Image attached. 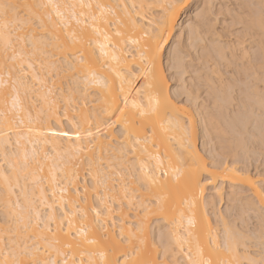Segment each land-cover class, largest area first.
I'll return each mask as SVG.
<instances>
[{"label":"bare ground","instance_id":"6f19581e","mask_svg":"<svg viewBox=\"0 0 264 264\" xmlns=\"http://www.w3.org/2000/svg\"><path fill=\"white\" fill-rule=\"evenodd\" d=\"M188 1L189 0H183L182 3L184 7L177 9L176 22L179 18L180 11L187 6ZM258 1L259 0H255L256 3ZM7 2L19 5L21 8L23 7L26 11V15L34 17V14L37 16L34 17L35 19L37 18V21H43L42 26L39 25L40 22L38 23L40 32H37L38 28H35L33 32L32 25H26L27 30L25 29V31L27 32H23L22 30V32H19V30L17 32V27L14 24L15 21L21 22L17 24V26L21 24V27H18L22 28V24H28L31 20H29L26 15L25 18L22 15H18L17 9L14 12H10L8 19L11 23L14 21L12 24L15 26L11 30L13 41L15 42L17 36H28L29 38L42 41L45 36L44 34H47L44 38H48L47 40L44 39V41L49 45L48 51L51 52L53 56L56 55V58L61 59L59 60L60 62L58 59H55V63L63 66L64 69L59 72V78L57 77L58 75L55 76L56 79L55 77H46L43 72L39 73L40 79L44 81V83L41 84L39 82L30 81L29 87L35 88L37 91L35 94L30 92L28 96H25L24 90L21 89L19 95V108L8 116L7 124L0 123V141L9 142L4 145L2 150H6L10 154L14 153L13 159L19 162L18 166L21 169L19 175H12V184L14 186L10 190L3 184V181H0L3 193H5V198H3L5 200L10 198L11 201L15 202L20 196L19 200L24 204L25 197H27L34 202L37 212H40V208L38 207L41 206H44L46 210L45 213L43 212L44 214L41 213L42 211L40 212L41 216L39 220L33 215L32 222L26 229L23 225L20 226L19 234L16 237V243L13 246H18L21 249L26 246H32L34 239H28V237L33 234L35 237L46 235L49 240L58 239L60 243L54 244L51 248L47 249L45 255L42 256V259L50 257L56 264H106V260L114 259V254L108 253L107 257L102 259L98 253L109 247H114L117 251L127 250L132 255H134V253L131 252L132 248L139 247L141 248V252L137 259L148 260L150 264H181L179 261L180 259L183 264H189L188 257L185 255V253L189 251L191 252L193 260L200 259L201 253H203V257L211 258L213 264H217V262L218 264H237V262L240 261V250L238 248H244V243L240 244L241 246L243 245L242 247L233 246L234 250L231 251L228 249L227 234L229 230L234 229L228 227V223L224 222L223 213L220 209H217L214 198L219 197V202L222 199L223 187L221 185L220 187H215L216 180L219 178L221 181H226L228 183L229 200H241V192L248 187L244 182L243 173H240L241 168L238 169L235 165L224 164L222 167L216 165H214V167H209V171H194L195 165L193 164V159L203 166H209L199 153L195 141L189 138V136H193L195 133V115L188 106H179L171 99L168 82L166 80L163 82V91L159 92V94L157 88L148 89L143 87V85L150 82L149 80L143 79V77L147 75L148 65L141 62L139 51H133L137 46L134 44L124 45L123 41L117 43L116 38L112 37V30L103 24L99 25L101 29L99 35L93 33L90 29L84 30L83 42L73 44L65 37L70 36L76 40L81 39V30L75 21L69 19L66 13L65 20L67 22L65 23L56 16L54 9L50 7H36L37 5L48 4L49 0H7ZM78 2L79 0H51L52 4L61 6ZM92 2L103 3L105 5H114L116 3L128 5L127 13L129 18L126 21V31L132 38L141 35L142 29L146 28L151 31L155 25L159 24L165 13L169 11L167 8L168 5L181 3L178 0H92ZM132 5L136 7L133 8L131 7ZM152 6L156 7V13L153 16H149L146 14V11ZM225 8L224 10H226ZM24 10L22 11L24 12ZM61 11H65V9L61 7ZM246 11L245 15L248 14ZM248 11H252L253 15L256 14L255 17H259V10H256L258 13H254V10ZM227 13L229 12L227 11ZM137 15L139 18H137ZM35 24H37V22ZM24 25L23 30L25 27ZM169 28L173 33L174 29L172 24H169ZM36 33L41 34H39L42 36L41 40L39 39V35L35 36ZM105 33L111 38V44L109 40L105 39ZM260 37L261 33L257 26L246 34V39L237 41V43L240 44L246 43L249 48L254 49L252 59L255 61L256 67H259V60L256 59V53L258 52V56ZM89 40H91V43H88ZM58 42L63 45V48L57 47ZM112 44H115L116 49H119V51L114 49L111 46ZM16 46L19 48L18 43ZM81 54H83L84 58L83 65L80 63ZM113 57H117L119 62ZM65 62L73 64L77 69L82 66L93 69L100 82L97 83L94 81L91 78V74L87 78V82H85V77L80 74L79 71L76 73L68 71ZM238 72L239 71H236L235 76H238ZM232 73L233 78L235 72ZM67 75L72 77L69 76L71 78L68 83L69 85L66 83L68 90L61 96V100L63 101V105H61L60 97H57L54 93L53 83L51 84L50 81L53 78L57 85L59 79L61 80L62 77H66ZM103 77H107V87L102 86ZM137 80H140L139 84ZM58 84L60 87L61 82L59 81ZM67 87H65V90ZM49 89L51 90L49 100L55 101L51 109H49L47 104H42V111L35 106L30 107V105L33 104V97H42ZM62 90L64 91V89ZM88 90L92 93L90 97H88L87 94L90 92ZM70 94L72 98L71 103L68 102ZM5 96H7V90L0 94V110H4ZM88 98L91 100L88 101ZM124 98H127L128 107L125 109V112L129 117H132L135 113H144V115L138 117L134 123H122L123 113L117 112L115 115H111L112 108H115L117 105L124 107ZM221 98L222 97L219 98V101L224 100V98ZM235 100L237 102H235L236 105H234L237 109V105L240 104L244 109H242V112L239 111L240 114L238 110H232L235 112L233 114L234 116L232 117L231 113V116H225V120L228 119L227 123L229 129L231 128L233 131H238V129H242V125H245L246 121L248 122V118L250 120V117L253 115H250L251 113L249 112V114H247V106L245 107L243 104L244 101H242V98L241 100ZM106 101L111 102V108L108 107ZM157 101H159V103H157ZM251 101L252 100H250V102ZM87 102H90L89 106L91 110L88 109L89 106L85 107V104H88ZM220 102L217 105L218 108L220 107ZM254 102L255 104L257 103L258 107L260 106L259 99L256 98ZM7 105L9 108L12 107L11 96H7ZM252 107L253 106H250L248 109L251 110ZM260 108L261 107H259V109ZM101 109H105L106 111L101 112ZM203 109L201 108L200 114V118L203 120H200L204 121V130L208 131V128L211 130V125H209L210 122H216L215 127L217 128L219 124L218 120H216L217 118L214 115H208V113L202 111ZM29 111L31 112V119H29ZM250 112H252V110ZM258 115L261 114L258 113ZM256 116L254 115V118ZM218 118L222 117L218 116ZM256 118L253 119V122L256 121ZM261 119H258L257 122L260 126L255 122L257 125L254 124V130H256V128L261 129ZM104 120L112 124V127L107 128L106 133L99 136L97 140L94 141L97 145L95 152H76L75 149L89 144V140L86 136H84L83 139L76 138L77 130L82 134L85 130L94 132L95 127L93 126L90 128V123L96 124ZM64 121L68 123L65 122V124L73 129L69 127L68 129L66 126H64L63 129L62 122L64 123ZM211 124L214 126V123ZM55 125L59 127H55ZM225 127L226 126H224V128ZM115 128H117V130H115ZM214 129L215 128H213V130ZM258 129L256 130L257 133L259 132ZM63 132H68L71 139L63 137ZM252 133L249 132V135H252ZM236 134L238 135V133ZM256 134H254L253 138L258 137ZM258 134H260V132ZM105 136L107 138H105ZM129 147L135 149L133 155L137 166L143 164L148 165L150 168L156 164V160L153 159V157L160 153L163 154L160 158L166 166L164 170L168 172V176L165 180L161 181V186H142L149 193L140 192L136 195L134 193L137 187L134 189L131 184H135L137 179H131L133 176L130 172H127V166L119 163L109 165V160L115 159L119 161L121 159V150H127ZM61 153H63L65 157L62 158V161L60 158L61 162H58L57 160H59ZM26 157L27 162L25 163ZM68 157L75 160L72 162ZM131 159V157H128L129 161H131ZM169 161H171V168L167 167ZM178 161L182 163H178ZM82 165H85V168L88 170V177L91 179V181H89L90 179L88 180L89 182L87 181L88 184L90 183L89 185L82 182L85 177L79 176L80 170L84 169V167H81ZM105 165L108 167L106 168ZM40 168L44 170V173L41 175L39 174ZM113 168L115 172L111 171ZM122 168L125 170L122 171ZM176 168L180 169L179 173L175 171ZM190 169L193 170V175L192 179L189 181L188 171ZM125 175L127 177L126 179H131L130 181L129 179L127 180V182L130 183L129 186L128 183L124 182V180H126L124 179ZM136 175L139 176L140 173L137 172ZM157 175H159V173H157ZM58 176H61L59 178L62 181L57 179ZM79 177L81 178L80 181ZM102 177L106 178L103 182H100ZM207 180H210L211 183H206L205 181ZM28 181L33 185L29 186L30 183ZM42 181H45L46 184H44L46 186ZM114 181H116V183H114ZM197 181H199V185L203 187L202 195L200 194V187L197 186ZM79 182L83 184H79ZM67 184L68 186L71 185V188H68ZM209 185L213 186V189H207L206 186ZM14 188H17V191H19L18 193L15 192V195L13 194ZM62 189L64 190L63 192L61 191ZM73 189H78L80 194L77 195ZM53 192H55V196H53ZM205 192L208 194L206 195ZM149 194L154 197L153 201L146 202ZM144 195L148 196H145V198L143 197ZM62 201L66 202L63 211L66 212L67 217L62 215L60 209ZM50 204L55 207L54 223L51 224V227L56 233L55 237L47 232V205ZM132 204H135L134 208H132ZM130 205L132 208L131 212H129ZM209 209H212V212ZM209 211L215 217L213 220H219L216 224L213 223L215 221H211L208 217ZM96 212L100 213L98 217L96 216ZM130 214L133 217H131ZM129 215L132 220L129 219L130 217L127 219ZM115 217L120 220L118 226L119 232L120 234L122 232L125 238L122 243L113 232V228H108L109 223L113 224L111 220ZM66 218L72 220V230L74 232L77 229L83 228L89 237L95 236L99 238L101 232L106 229L108 239L102 241L99 248L95 245L82 244L80 240H82L83 237H80L79 240L72 239V237L66 236L64 232L58 230L57 226L60 220ZM152 218H154L160 226H164L162 227V229H164L158 233V239L163 246L161 250L154 247L155 240L153 241L154 238L151 239L149 236L147 223ZM41 221L44 223H41ZM1 222L0 234L4 232L5 226H7L5 223L1 224ZM218 222L221 224L223 223L222 228H220L223 232L218 229ZM38 223H41L40 227H37ZM3 224L5 226H3ZM141 224L144 225V245H140L137 239V237L140 236L138 229ZM11 225H13L12 227L15 230L16 222L13 221ZM64 228L65 231H67V223H65ZM35 243H39L43 246L45 241L36 239ZM68 245H70V247ZM5 250L6 249H4V254L0 255V260H3L7 255L8 250ZM10 259L11 257H9V260ZM20 259L23 261L25 258L20 257ZM232 260H234V262H232Z\"/></svg>","mask_w":264,"mask_h":264},{"label":"snow or ice","instance_id":"6c2138e0","mask_svg":"<svg viewBox=\"0 0 264 264\" xmlns=\"http://www.w3.org/2000/svg\"><path fill=\"white\" fill-rule=\"evenodd\" d=\"M28 7V6H26ZM36 7L52 8L55 10V14L60 18L61 21L67 22L65 16L80 27L81 39L76 40L73 37L66 36L65 38L70 40L73 44L83 42V32L84 30L90 29L93 33L99 35L101 29L99 25L103 24L107 28L112 30V37L116 38L117 43L123 41L124 45L134 44L137 46L133 51H139L140 60L142 63L148 65L147 75L143 79L149 80L150 82L143 85L144 88L152 89L157 88L158 94L163 91V82L166 79H170L168 76L169 72H182L188 64L197 66L194 57H189L185 51L182 44V37L177 38L175 45H173L172 31L169 28V24H172L173 29L175 28L177 9L183 8L184 4H171L168 5V12L162 17L161 22L155 25L151 31L148 29H142V34L136 38H132L126 31L128 13L126 4H108L103 3H93L92 0H79L78 3H69L63 6L58 4H52L49 0L48 4L37 5ZM61 7L65 11H61ZM131 7L135 8V5ZM229 8V13L224 12V8ZM259 9V17H255L252 12L245 15L246 10ZM17 9V5L8 3L7 0H0V94L7 90V96L12 97V107L9 108L7 105V96L4 100V110H0V123L7 124L8 116L14 113L19 108V95L20 90H24L25 96L31 92L35 94L37 91L35 88L29 87L30 81L44 83L40 79L39 73L43 72L46 77L51 78L59 74L60 71L64 70L63 66L57 65L55 63V57L49 52L47 42L38 41L34 38H29L28 36L20 37L17 36L15 42L11 35V22L8 19L9 13L14 12ZM231 9H237V12H231ZM228 15H231V20H228ZM221 17H224L225 23L222 25L220 23ZM137 18L139 16L137 15ZM43 25V21H40V26ZM258 26L261 37H260V48H259V67L255 66V61H253L254 49L249 48L247 44L237 43L239 40L246 39V34L252 31ZM189 29L191 34L197 37V41L200 39L205 40V44L208 40H211L212 52L216 57L217 63L221 66H227L230 71H239V75L235 79L224 80L221 77L219 80L215 76L210 78L205 77L203 72L199 73V86L201 88L207 87L208 90H219L223 86V90L227 92H232L237 87V81H239V87L242 93H246L250 97H258L261 106V135L259 138V146L255 143H249L246 140H241L239 136L224 127H218L217 133L222 137H230L232 140V146L236 151L238 158L242 159V167L240 173H243V178L245 184L248 186L246 190L241 192V207L237 209V223L240 220L247 221L252 219L254 222L258 223V232L249 231L246 228L241 227L239 230H229L227 234L228 249L234 250V247H239V245L244 242L247 243L250 240L259 239L261 245V257L259 260L249 258L243 262H237V264H264V0H260L257 4L255 0H249L247 3H235V0H231L230 3L225 5L221 3L219 10L217 9L216 0H200L197 10L194 14L193 19L189 22ZM58 39V38H57ZM105 39L109 40L111 44V38L105 33ZM19 44V48L16 44ZM91 43V40L88 41ZM165 45L171 47V51L168 53V63L165 64ZM116 49V45H111ZM57 47L63 48V45L59 42ZM119 51V49H116ZM78 51V50H77ZM184 54L185 63L178 66L177 53ZM117 59V57H113ZM83 54L80 56V63L83 65ZM119 62V61H118ZM67 64V70L76 73L80 72L85 77V82L91 74V78L99 83L95 71L91 68L80 67L77 69L73 64L65 62ZM38 66V67H37ZM103 87H107V77H103ZM195 80V77H194ZM215 81V84L213 83ZM122 91V88H121ZM171 90L169 89V92ZM51 95V90L44 93L42 97H36L31 106L39 108L41 111L42 104H47L49 109L53 106L55 101L49 100ZM178 96H188L191 100L197 95L195 87H185L183 90L177 89ZM175 99V97H171ZM69 103L72 102L71 94L69 95ZM108 107H112L111 102H107ZM159 103V101H157ZM124 107L117 105L112 108L111 115H115L117 112L123 113L122 123H134L138 117L144 115V113H135L132 117H129L125 112L128 107L127 98L123 100ZM85 107L87 105L85 104ZM23 110V109H20ZM106 111L101 109V112ZM39 114V113H38ZM29 119H31V112L29 111ZM110 119V116H109ZM103 125V126H101ZM95 127V131H88L82 134L79 130L76 132L77 139H83L86 136L89 140L88 145H84L81 148L75 149L76 152H95L96 144L94 141L103 134L106 133L107 128L112 127V124L104 120L96 124L90 123L89 127ZM63 137L69 136L68 132L62 133ZM105 138H107L105 136ZM8 141H0V181L9 188V190L14 186L12 184V175H19L21 169L19 168V162L13 159L14 153H9L6 150H2L4 145L8 144ZM190 146V145H189ZM260 157V163L257 166V172L254 174H249L248 161L253 157V154L257 152ZM135 149L129 147L127 150L122 149L120 152L121 159L119 161L112 159L109 160V165L111 164H122L127 166V172H130L134 178L137 179L141 186H161V181L165 180L168 176V172L165 171V165L163 160L160 158L163 154L160 153L153 157L156 160V164L149 168L148 165L135 164V157L133 155ZM131 157V161L128 160ZM27 162V157L25 158V163ZM178 163H182L178 161ZM193 164L195 165V172L209 171V167H214V165L209 162V166H203L198 161L193 159ZM107 168L108 166L105 165ZM168 168H171V161H169ZM42 171L43 169L40 168ZM125 170L122 168V171ZM115 172V169H111ZM177 173L180 172L179 168H176ZM139 172L140 175L137 176L136 173ZM159 173V175H157ZM238 173V174H240ZM193 170L188 171L189 181L192 179ZM255 176V179L253 178ZM106 177H102L100 182ZM206 183H211L210 180L205 181ZM197 186L200 187V194H203V187L199 185L197 181ZM77 195H79L78 189H73ZM64 191L63 189L61 190ZM55 196V192H53ZM221 203L224 201L221 199ZM2 203V211L5 217V224L7 227L4 232L0 234V255L4 254V249L7 248V255L3 260H0V264H56L55 261L51 260L50 257L42 259L45 255L47 249L51 248L54 244H59L58 239L49 240L48 236L41 235L35 237L29 235L28 239H34L32 246H26L24 248H19L15 245L16 237L19 234V228L21 225L26 229L29 224H31L33 215L39 220L41 213L35 210L34 202L27 197H25V203L22 204L19 198L13 202L9 198L8 200L0 202ZM66 206V202H61L60 209L62 215L67 217L66 212L63 209ZM47 232L51 233L55 237L51 224L54 223V205H47ZM100 215L96 212V216ZM16 222V229L14 230L11 222ZM41 223H44L41 221ZM41 223L37 224V227L41 226ZM67 223L68 229L65 231L64 225ZM114 224L115 221H112ZM60 232H64L66 236L72 237V239L80 240L82 244L95 245L97 248L100 247L102 241L108 239L107 230L105 229L101 232L99 238L89 235L84 231L83 228L77 229L75 232L72 230V220L70 218L61 219L59 225L57 226ZM138 232L140 236L137 237L139 244L144 245L145 240L143 238L144 225L141 224ZM122 243L125 239L121 234L117 237ZM36 239L44 240L45 244L41 246L39 243H35ZM11 241V245L9 244ZM70 247V245H68ZM234 246V247H233ZM134 255L130 254L129 251H117L114 247H109L105 250L99 251L100 257L106 258L108 253L114 254V259L106 260V264H150L148 260L137 259L140 255L141 248L133 247L131 250ZM185 255L188 257L189 264H213L211 258H204L203 253H201V258L198 260H193L191 252H186ZM9 257L11 259L9 260ZM20 257L25 259L22 261ZM183 264V262H181ZM218 264V262H217Z\"/></svg>","mask_w":264,"mask_h":264},{"label":"rangeland","instance_id":"374dc122","mask_svg":"<svg viewBox=\"0 0 264 264\" xmlns=\"http://www.w3.org/2000/svg\"><path fill=\"white\" fill-rule=\"evenodd\" d=\"M32 1H36V0H32ZM178 1L182 3L183 0H178ZM230 2H231V0H216L217 9H219V6H220L221 3H224L225 5H227ZM243 2L244 3L245 2H249V0H235V3H237V4H240V3H243ZM259 2H260V0L257 3L259 4ZM199 3H200V0H189L188 1L187 6H185V8L180 11L179 18H178L177 22L175 23V28L173 30L172 37H171V39L173 41V45H175V41H176L177 38L182 37V44H183V47H184L185 51L187 52L189 57H194L195 58V63H196L197 66H193L192 64L189 63L188 66L185 67L182 72H179V71L178 72H169L168 76L170 77V79H166V81L168 82V87L171 90L169 92L170 96L171 97H175V99H173V100L177 103V105H179V106H183V105L188 106L193 111V113L195 115V133H194L193 136H189V138H191V139H193L195 141L196 146H197V148L199 150V153L203 156V158L205 159L206 163L209 164V162H211V164L216 165L218 167H222L224 164L235 165V167L240 169L242 167V159L238 158V156L236 154V151H235V149L232 146L231 138L230 137H227V138L226 137H222L221 135H219L217 133L216 129L218 127H220V126L222 127L223 125L226 126L225 128L229 129V125L227 123L228 119L225 120V118H226L225 116L229 117V116H231L230 114L232 113V117H233L234 116L233 114L235 113L233 111H235V110L236 111L238 110V112L239 111L242 112V109H244V108L240 106L241 104L237 105L238 109L235 106L236 105L235 102H237L235 99L241 100V98H242V101H244L243 104L245 105V107L247 106L246 107L247 114L251 113L250 115H253V116L252 117L248 116V117H250V120L248 118V122L246 121L245 125H242V129L239 127L241 129V130L238 129L239 132L236 129H235L236 131H233V129H231V128L229 130H231V131H233L235 133H238V136H239V138L241 140H246L249 143H255L257 145V149H258V146H259V140L258 139L260 138V135H261V129H258V128L255 127L256 130L258 129L259 132H260V134H258L259 132L257 133L256 130H254V126L258 124L257 123L258 119L262 118L261 115H258V113L261 114V108L259 109V107H261V106L258 107L257 103L255 104V102H254V100L256 98L258 99V97H250L246 93H242L241 94V90H240V87H239V81H237L238 83H237V87L235 88V90L232 91V92H227V93L223 90V86H221V88L219 90H208L206 86L204 88H201L199 86V80H200L199 73L200 72H203L205 74V77H207V78H210L211 76H215L218 80L221 77H223L224 80H231V79H235V77L237 76V75L235 76V74H236V72H235L234 73V77L232 78L233 73L229 70V68L227 66H221L219 63H217L216 57L213 55V52H212L211 40H208V43L205 44V40L204 39H200L199 41H197V37L195 35L191 34L190 29H189V22L193 19L194 14H195V12L197 10V7H198ZM227 8L228 7L225 8L226 10H224L225 13H227V11L228 12L230 11L229 8L228 9ZM17 10H18L17 12L19 13L18 15H22L25 18L26 11L23 9V7L21 8L19 5H17ZM22 10H24V12ZM249 10H251V9H249ZM256 10L258 11L259 9L257 8ZM256 10H254V13H258L259 12V11L257 12ZM233 11L237 12L236 9H231V12H233ZM190 12L193 13V14H191ZM246 12L249 13V12H252V11H248L247 10ZM23 13H25V14H23ZM155 13H156V7L155 6H152L151 8H149L146 11V14L149 15V16H153V15H155ZM33 16L37 17L34 14H33ZM254 16H256V14ZM26 17L29 18V20H31V22L28 23L29 25L26 24V23H25V25L22 24V28L18 27L21 24L17 26V24H19L21 22H19V21L16 22L15 21L14 24L17 27V32H18V30H19V32H22V31L23 32H27V31H25V29L27 30V26H31V25H32L31 27L33 28V32H34L35 28H38L39 31L37 30V32H40V27L38 26V23L40 21H37V18L35 19L32 16H31L32 17L31 18L30 15L29 16L26 15ZM230 18H231L230 15H228L227 19L230 20ZM36 22H37V24H35ZM225 22L226 21H225L224 17H221L220 23L223 25ZM14 24L11 25L12 26L11 29H13V27H15ZM23 25L25 26L24 30H23ZM36 25H37V27H36ZM39 25H40V23H39ZM35 32H36V30H35ZM39 34L40 33H36L35 36H37ZM44 35L43 36L46 37L47 34H44ZM44 37H43V39H42V36H40V38L39 37H36V38H39L40 40L42 39V41H44V39L47 40L48 37L47 38H44ZM165 48H166V52H165V61L164 62H165V64H167L168 63L167 57H168V53L171 51V47L168 46V45H165ZM48 49H49V45H48ZM257 53H256V59L260 60V57H259V55L257 56ZM54 57H55L56 60L58 59V58H56L57 57L56 55ZM59 60H61V59H58V61ZM177 61H178V66H181V65H183L185 63L184 54L183 53H180V52L177 53ZM212 63H213V65H212ZM238 75H239V72H238ZM69 76L67 75L66 77H62L61 80L63 82L59 79V81L61 82V86L60 87L58 86L59 85L58 84L59 83L58 80H56V81H58L57 85L55 84V80H53V78L50 81L51 84L53 83V91H54V93L56 94L57 97H60V100H61L62 94H64L68 90L67 85H69L68 84L69 80H71L70 77H72V76H70V77ZM57 77L59 78L60 76L58 75ZM194 77H195V80H194ZM55 79H56V77H55ZM137 81H138V84H139L140 80H137ZM66 83H67V85H66ZM213 83L215 84V81ZM65 87H67L66 90H65ZM185 87H188V88L195 87L197 95L194 96L191 100H189L188 96H178L177 95V89L180 88V89L183 90ZM62 89H64V91ZM88 91H90V90H88ZM87 94H88V97H90L92 93L90 91ZM223 96H225V97H223ZM235 96L236 97L238 96V97L236 98ZM86 97H87V95H86ZM217 97H219V98L222 97L221 99L224 98V100H220V101H222V102H220L219 98H217ZM34 99H35V97H33L32 100L34 101ZM249 99L252 100V101L250 102ZM90 100L91 99H89L88 101H90ZM85 102H86V100H85ZM219 102H220V107L218 108L217 105H218ZM87 103H88L87 104V107H88L90 105V102H87ZM251 103H253V104H251ZM60 104L63 105V101L62 100L60 101ZM248 104L250 106H253L252 109H251L252 112H250L251 110L248 109V108H250V106ZM200 106H202V107H200ZM69 108H70V106H69ZM90 108L91 107L89 106L88 109L91 110ZM201 108L202 109L204 108L202 111H205L206 113H208V115H214L217 118L216 120H218V122H219L218 125L216 124L217 128L215 127V123L216 122H210L211 121L210 120L209 121L210 123L209 122L208 123H209V125H211V130L209 128H208V131L210 130L209 132L204 130V123H203L204 121H202L203 119L200 118L201 117L200 116ZM232 108H234V109H232ZM248 110H250V111H248ZM220 111H221V114H220ZM238 112H237V114H238ZM218 114H220V115H218ZM239 114H240V112H239ZM256 114H257V116H256ZM217 115L222 117V118H218ZM254 115L257 118L260 117L258 119L255 117L256 118L255 122L257 124L255 122H253V119H255ZM200 119H202V120H200ZM65 122L66 121H64V123L62 122L63 129H64V126H66L67 128L69 127L67 125L68 123L66 122L67 124H65ZM211 123H214V126ZM259 123H260V121H259ZM42 125H43V123H42ZM55 127H59V126L55 125ZM66 127H65V129L67 130ZM69 128H72V127H69ZM213 128H215V129L213 130ZM70 130H68V131H70ZM115 130H117V128H115ZM248 131L250 133L253 132L252 135L251 134L249 135ZM205 132H208V133H205ZM254 134L258 135V137H257L258 139L257 138H253ZM61 154L63 155V153H61ZM61 154H60V156H62ZM56 156H58V155H56ZM60 156H59V160H57L58 162L60 161V158H61V161H62V158L65 157L64 155L62 157H60ZM68 159L71 160L72 162H73V160H75V159L70 158V157H68ZM259 163H260V157H259L258 150H257V152H255L253 154V157L250 158L249 161H248V169L247 170L250 172V174H254V173L257 172V166L259 165ZM77 166H78V164H77ZM81 167H84V169L80 170L79 176L80 177L81 176L85 177V179H83V177H82V179L84 180L82 182H84L87 185H89L90 183L88 184V182L91 181V179L88 177V173H87L88 170L85 168V165L84 166L82 165ZM77 169H79V168H77ZM43 173H44V170H42V171L40 170L39 171L40 175L43 174ZM126 175L124 176L125 177L124 179L127 178ZM59 177H61V176H58L57 179L59 181H62ZM80 177H79V181L81 179ZM253 178L255 179L254 175H253ZM128 179L130 181L131 179H134V177H132L131 179L130 178H128ZM128 179L124 180V182L128 183L127 182ZM85 180H86V182H85ZM134 180H136V179H134ZM25 181H27V180H25ZM59 181H57V182H59ZM42 182H43V184L45 183V181H42ZM82 182H79V184L82 183ZM114 183H116V181H114ZM129 184L130 183H128V186H129ZM31 185H33V184L30 183L29 186H31ZM220 185L223 187L221 197H222V200L224 201V203L219 202L218 201L219 197L217 198L216 196H215L216 198H214V200H215V202L217 204V206H216L217 209H220V211L223 213V216H224V219H225L224 222L228 223V225H227V223H226V225L228 227H231L234 230H238L241 227H243V228L248 229L249 231L258 232V230H259L258 223L254 222L252 219H248L247 221H244V220L241 219L240 223H237V209H239L241 207L240 201H239V199L238 200H234V199L229 200L230 198L228 197V188H227L228 183L226 181H221L219 178H217L215 187H220ZM67 186H68V184H67ZM131 186H133L134 189L137 187V190L134 193L136 195L139 194L140 192L149 193L146 189H144L142 186H140L138 181L135 184L132 183ZM206 187H207V189H213V186H210V185L206 186ZM68 188H71V185H69ZM14 190H13V192H14L13 194L14 195H15V192H17V193L19 192V191H17L18 190L17 188H14ZM138 190H140V191H138ZM17 193H16V195L18 196ZM4 194L5 193H3V188L0 185V202L5 201ZM207 194L208 193H206V195ZM145 196L147 197L148 195H144L143 197H145ZM150 197H151V199H150ZM138 198H139V196H138ZM153 198L154 197L151 196V194H149V196L146 199V202L153 201ZM36 202H38V201H36ZM134 207H135V204H132V208H134ZM211 207H214V206H211ZM38 208H40V212L42 211L41 212L42 214L45 213L46 210H45L44 206H41V207H38ZM132 208H131V205H130V211L129 212H131ZM210 211H209L208 217L211 219V221H215V220H213V219H215V217H214V215L212 213H210ZM2 213H3V211H2V203H0V219L2 221V222L0 221L1 224L5 223V217H3L4 215H2ZM130 215L127 216V219L130 217ZM131 217H133V216L131 215ZM131 217L129 219L132 220ZM111 221H115V223L114 224H110L109 223L108 228H110V229L113 228V232L115 233V235L119 236L120 232H119L118 226H119L120 220L117 217H115ZM217 221H219V220L216 219V221L213 222V223L216 224ZM220 222H221V220H220ZM220 222L217 223L218 224L217 226L219 227L218 229L221 230V232H223L222 229H220V228H222V224L223 223L221 224ZM12 223H13V221L11 222V224ZM147 225H148L149 236L151 237V239L154 238L153 241L155 240L154 247L158 248L159 250H161V248L163 246H162L161 242L158 239V233H160V231H162L164 229V228L162 229V227H164V226H162V225L160 226V224H158V222L154 218L150 219L148 221ZM3 226H5V225L3 224ZM5 227H7V226H5ZM242 243H244V242H242ZM9 244L11 245V241H9ZM242 246L240 245L239 247H242ZM0 247H3V245H0ZM5 249H6L5 251H7V248H5ZM238 249L240 250L239 251V259H240V261L239 262L246 261L249 258H253V259L259 260L260 257H261V245H260L259 239L250 240L247 243H244V248L242 247V248H238ZM179 261L182 262L181 259ZM232 262H234V260H232Z\"/></svg>","mask_w":264,"mask_h":264}]
</instances>
